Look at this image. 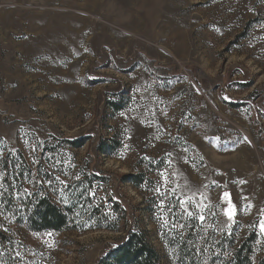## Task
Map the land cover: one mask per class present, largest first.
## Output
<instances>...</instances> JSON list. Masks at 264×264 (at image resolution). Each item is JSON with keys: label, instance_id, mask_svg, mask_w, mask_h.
<instances>
[{"label": "rangeland", "instance_id": "obj_1", "mask_svg": "<svg viewBox=\"0 0 264 264\" xmlns=\"http://www.w3.org/2000/svg\"><path fill=\"white\" fill-rule=\"evenodd\" d=\"M0 152L20 165H2L20 173L9 192L35 190L24 172L39 170L56 204L84 207L71 229L33 232L5 194L0 249L16 264H100L128 241L132 264H184L177 233L200 244L226 220L169 211L186 185L221 208L228 191L226 239L256 233L263 251L250 225L264 209V0H0Z\"/></svg>", "mask_w": 264, "mask_h": 264}, {"label": "trees", "instance_id": "obj_2", "mask_svg": "<svg viewBox=\"0 0 264 264\" xmlns=\"http://www.w3.org/2000/svg\"><path fill=\"white\" fill-rule=\"evenodd\" d=\"M74 144L79 147L83 142L76 141ZM105 144V142L102 143L101 151L105 150ZM125 179L132 182L136 187H141L144 183V178L141 174L125 175ZM31 192L34 195L31 198H21L20 205L21 222L33 232H62L71 229L75 226L72 223L76 221L77 216L82 215V212L84 213V207L75 200L64 206L56 204L50 197L45 183L37 185V188ZM183 235L177 233L172 245L178 251V259L184 264L195 262L198 259L196 256L198 252L202 256L198 259L199 264H264V249H261L263 250L261 252L256 250L258 238L256 233H252L243 239L233 236L228 241L226 239L227 234L217 237L213 231L210 238H208L211 243H207L208 240L202 237L200 244L198 237L193 232ZM6 240H8L6 235L0 232V243L3 246H5ZM190 242L194 244V248H191ZM207 244L215 247L209 254H206L205 251ZM135 248L132 241H128L112 251L100 264H132L135 257ZM197 249L200 251H197ZM11 252V250L4 249L3 251L0 249V264H16ZM225 252L231 254L230 262ZM217 253L220 254L219 259H217Z\"/></svg>", "mask_w": 264, "mask_h": 264}, {"label": "snow or ice", "instance_id": "obj_3", "mask_svg": "<svg viewBox=\"0 0 264 264\" xmlns=\"http://www.w3.org/2000/svg\"><path fill=\"white\" fill-rule=\"evenodd\" d=\"M33 152H35V148H33ZM4 163H7L10 168H19V163H13L12 160H4L3 153L0 152V200H2L5 197V194L8 196L14 198V199H21V198H31L34 193L29 191L28 188L24 187L20 190L9 192V188L16 189L17 184L16 180L19 177L20 173H16V175H13L11 172H9L6 168H4L2 165ZM33 164H39L40 161L37 159H33ZM39 176V170L35 173L32 172H24V179L29 184H43L47 183L48 185H51L53 183L52 179H49L47 181H42L38 178ZM161 176L164 178L165 182H167V177H165L164 173H161ZM6 178H10L6 180ZM55 181L60 183L61 185H64L66 188L68 185L66 181L61 180L59 176H56ZM76 179H79V176L76 177ZM243 183V181H241ZM213 184H216L215 181H213ZM219 187V185H217ZM205 189H207L208 185L203 186ZM226 188V185L224 186ZM183 195H177L176 190L173 188L171 189L167 195L174 196L176 198V204L169 206V211H171L172 208L178 207L181 215L187 217L189 220H196L199 221V224L203 226L206 223L207 216L211 215L214 219V223L209 225L210 228L216 227L215 220L217 217V211L215 209H220L223 216L226 218V220L220 225V227L217 229L222 234H227L228 236L232 235L231 226L236 223V216H237V205L232 202L230 193L228 191H223L222 195L219 197L220 201L226 205V207L221 208V204H213L209 200L208 196L205 195L203 192H200L198 188H192L190 185H186L184 189L181 190ZM156 192H160V188L157 187ZM94 195V193H91ZM199 196V198H197ZM62 199L65 203H67L66 198L62 196ZM242 199H247L246 197H242ZM7 201H5L6 203ZM161 206L164 207V201L161 200ZM3 205L0 204V208H2ZM252 206L249 204L242 208V210L247 211ZM0 215H3L2 212H0ZM260 219L258 223L254 225H250L254 229V231H257L259 235L264 236V209H261L259 212ZM7 219V218H6ZM10 222V221H9ZM167 224L168 221H165ZM173 228H179L183 229L186 227L185 224H176L173 221L172 224ZM190 226V225H189ZM2 227V225H0ZM5 232L8 231L7 228L3 229ZM201 231L205 232V240L207 239V230L201 227ZM49 236H51V233H48ZM54 241L51 246H54ZM199 251V249H197ZM21 254L19 252L16 253V256H20ZM225 255L229 257V262L231 261V254L225 252ZM217 259H219L220 254H216Z\"/></svg>", "mask_w": 264, "mask_h": 264}]
</instances>
